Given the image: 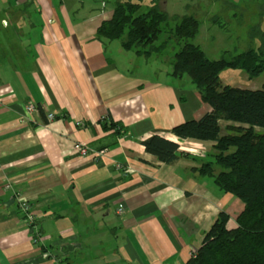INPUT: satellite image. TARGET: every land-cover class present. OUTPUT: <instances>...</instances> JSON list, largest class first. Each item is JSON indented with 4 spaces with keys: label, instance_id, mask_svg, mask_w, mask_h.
Listing matches in <instances>:
<instances>
[{
    "label": "crops",
    "instance_id": "1",
    "mask_svg": "<svg viewBox=\"0 0 264 264\" xmlns=\"http://www.w3.org/2000/svg\"><path fill=\"white\" fill-rule=\"evenodd\" d=\"M63 1L0 0V264H185L218 212L242 210L196 171L214 142L171 133L211 107L171 71L164 82L128 63L152 55L103 48ZM20 8L32 28H11ZM152 135L178 145L174 164L145 152ZM77 142L103 155L80 157Z\"/></svg>",
    "mask_w": 264,
    "mask_h": 264
},
{
    "label": "trees",
    "instance_id": "2",
    "mask_svg": "<svg viewBox=\"0 0 264 264\" xmlns=\"http://www.w3.org/2000/svg\"><path fill=\"white\" fill-rule=\"evenodd\" d=\"M158 3L156 0L147 11L139 12V3L117 2L111 17L97 27L96 39L103 48L123 38L124 50L136 48L135 53L143 56L158 52L167 41L158 47L155 42L170 19ZM172 18L179 23L167 37L174 38L178 45L171 75L187 76L211 111L198 120L174 125L171 133L180 139L213 141L210 159L196 171L210 179L221 193L242 204L234 221L225 211L218 212L204 231L201 245L185 264H264V87L257 90L231 87L222 85L219 77L226 68L242 70L250 78L263 73L264 33L252 29L251 36L260 37L257 48L230 58L210 60L193 43L199 30L198 20L191 15ZM146 47L154 50L146 51ZM104 125L114 129L115 134L122 136L125 132L111 120ZM141 144L146 153L166 165L174 164L181 156L175 142L158 135L144 139Z\"/></svg>",
    "mask_w": 264,
    "mask_h": 264
},
{
    "label": "rangeland",
    "instance_id": "3",
    "mask_svg": "<svg viewBox=\"0 0 264 264\" xmlns=\"http://www.w3.org/2000/svg\"><path fill=\"white\" fill-rule=\"evenodd\" d=\"M119 1L125 0H65V9L71 11L78 10L77 14H71L72 25H79L80 20H84L81 30L84 32L95 33L96 28L103 20L111 17L112 11ZM133 4H140L139 12L147 11L156 0H130ZM165 5L158 3V7L170 17L167 24L162 26L155 45L158 47L167 41L162 50L151 53L148 59L140 57L134 59L131 65L138 64L141 73L147 78H159L164 82L175 79H167L162 76L165 72L171 71L174 53L178 45L174 38L168 39L169 31L178 23V19L173 16L183 15L194 16L199 22V30L193 43L198 45L210 60L230 58L238 53L244 52L249 48H257L260 45V37L251 36L252 29L257 28L260 33H264V0H163ZM57 3H59L57 1ZM74 3L77 5L73 6ZM13 15L17 17V28L11 25L12 29L18 30L21 26L32 28V15L30 8L13 9ZM78 28V27H77ZM80 29V28H79ZM27 31H30L28 29ZM79 31V30H78ZM121 39L114 40L110 48L120 47ZM146 47V51H153ZM134 48L133 51L135 53ZM160 53V54H159ZM136 54V53H135ZM170 73V75H171ZM172 76V75H171ZM174 77V76H172ZM222 85L231 87L257 90L264 87V72L259 76L250 78L242 70L224 69L220 74ZM188 86H192L187 76L181 77ZM222 126L223 123H222Z\"/></svg>",
    "mask_w": 264,
    "mask_h": 264
},
{
    "label": "built area",
    "instance_id": "4",
    "mask_svg": "<svg viewBox=\"0 0 264 264\" xmlns=\"http://www.w3.org/2000/svg\"><path fill=\"white\" fill-rule=\"evenodd\" d=\"M33 106L32 105H28V108L31 109ZM47 118L48 119H53L54 115L49 113L47 114ZM80 123H76V126H79ZM72 149L80 156V157H92L93 159H97L98 157H100L101 155H103V151H95L93 148H91L90 146L86 145V144H82V143H74L72 145ZM3 181L5 183V187L7 188L9 186V179L7 178H3ZM17 206H18V210L19 212H21L27 219V221L29 223H32L35 219H37V216L32 212L31 207L29 205V203L27 202V200L21 198L20 196H18L17 198ZM119 214L121 215L123 213L122 208H120L118 210Z\"/></svg>",
    "mask_w": 264,
    "mask_h": 264
}]
</instances>
